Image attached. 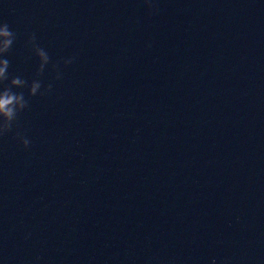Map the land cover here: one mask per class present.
I'll return each instance as SVG.
<instances>
[{"label":"water","instance_id":"1","mask_svg":"<svg viewBox=\"0 0 264 264\" xmlns=\"http://www.w3.org/2000/svg\"><path fill=\"white\" fill-rule=\"evenodd\" d=\"M153 3L0 0V264H264V0Z\"/></svg>","mask_w":264,"mask_h":264},{"label":"clouds","instance_id":"2","mask_svg":"<svg viewBox=\"0 0 264 264\" xmlns=\"http://www.w3.org/2000/svg\"><path fill=\"white\" fill-rule=\"evenodd\" d=\"M146 7L149 8L151 12H155L156 7L153 0H145ZM0 56H5L14 42L15 34L10 30L9 25L4 23L0 25ZM35 35L29 36L28 43L32 45V51L38 58L39 65L36 70V76L39 77L45 66L49 63L50 57L44 49L39 47L34 43ZM64 65L72 63V58L63 61ZM10 61L7 58H0V85H3L5 81L7 84L0 88V135L10 131L16 121L18 115L21 111L27 108L28 101L25 98L24 92H14V88H27L28 96H36L38 90L41 88V83L38 79H33L28 82L19 76L9 79L7 69L9 67ZM56 66L53 65V68ZM60 79V73L57 72L55 77ZM51 90V85H48L43 92H39L40 95H44L46 92ZM21 146L27 149L30 145V140L22 136L20 133L16 134Z\"/></svg>","mask_w":264,"mask_h":264}]
</instances>
